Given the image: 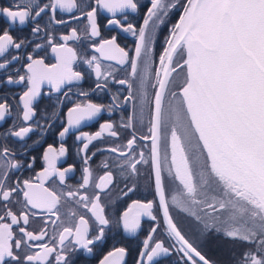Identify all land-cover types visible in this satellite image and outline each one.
I'll use <instances>...</instances> for the list:
<instances>
[{
    "label": "snow or ice",
    "instance_id": "snow-or-ice-1",
    "mask_svg": "<svg viewBox=\"0 0 264 264\" xmlns=\"http://www.w3.org/2000/svg\"><path fill=\"white\" fill-rule=\"evenodd\" d=\"M94 2L113 14L138 9L135 0ZM83 6L82 15L90 22L91 35L99 36L96 7L88 11L86 9L90 5L84 3ZM177 7L182 8V15L165 39L166 47L159 55L156 67L157 62L152 56L154 38L147 32L149 23L163 24L168 10ZM79 8L77 0H50L42 6L28 0L23 6L14 4L13 7L0 8V17L8 25L0 33V58L10 47L19 50L29 43L14 40L10 35L13 25H23L29 19L35 21L46 10L54 16L58 9L72 12ZM55 23L65 21L57 20ZM109 23L123 27L120 20ZM32 31L36 34L41 28L35 25ZM124 31L138 37L134 57L129 62L130 75L137 77L138 64L142 65L139 76L141 113L146 105L150 127L148 135L142 137H138L133 130L123 146L125 150L113 147L109 151L122 158L123 163L119 166L126 167L129 176L139 174L138 165H147L158 200L134 201L133 207L123 213V229L136 233L141 227V217L147 216L155 221L154 208L158 209L166 221L167 231L178 241L179 250L189 264H220L207 259L194 242L186 238L173 219L172 209H175L191 216L194 230L202 242L213 241L232 254L229 264H264V0H186L183 5L180 0H150L143 26L137 29L134 24L128 23ZM74 38L79 39L75 28L70 35L61 37L65 43L52 45L51 39H47L46 42L56 53V64L45 65L43 59H33L32 54H28L27 58L31 61L27 64L28 75L19 76L17 80L9 75L3 81L6 84L28 81L27 91L20 97L24 122L31 121L35 115L33 101L39 96L42 83L47 81L60 92L62 86L82 79L80 72L72 70L76 52L66 46V42ZM42 47L41 44L35 45L36 49ZM97 50L119 55L121 64L128 58V52L116 43L115 37L103 40ZM181 53L182 63L175 62L174 58ZM107 58L115 59L116 56L109 55ZM17 59L18 56H13L11 60L0 62V69H5ZM85 62L94 68L97 77L102 75L96 57ZM178 71L184 73L182 83L173 80ZM108 75L111 76V73ZM117 82L129 85L125 103L129 102L132 98L129 81ZM148 87L152 89L151 99L148 98ZM11 108L7 96L0 97V122L11 115ZM103 108V105L94 103L75 104L68 111V127L59 135L64 137L70 128L92 119ZM113 128L112 123H105L94 134L83 133L77 138H87L82 151H86L89 144L106 131L117 136ZM32 131L31 126H25L16 131L9 130L5 135L23 140ZM138 140L149 142L147 157L137 145ZM193 140L197 153L194 159L187 151V145ZM65 153L63 146L58 154L49 147L44 155L48 167L43 175L56 176L63 183L66 174L74 169V166L57 169L58 155ZM14 155L8 147L0 145V264H75L70 259L74 249H66L65 240L74 237L76 246L91 253L90 245L101 242L105 226L113 222L105 216V204L101 203V193H106L113 182L112 172L106 171L104 176L99 177L98 183L92 184V171L85 167L82 183L76 186L75 191L66 192L67 198L81 204L84 209L89 210L90 205L98 227L96 234L89 238V221L85 216H79L75 228L64 227L60 232L58 250L55 245L50 247L47 243H34L43 241L46 229L37 234L28 231L27 226L30 214H35L34 210H46L51 217L59 220L56 209L61 197L29 179L10 181L9 173L24 166L18 161H9L8 158ZM88 159L90 157H85V164ZM125 188L123 194L127 195L135 185ZM81 192L84 194L80 195ZM5 219H9L10 223H5ZM116 222L119 223L120 218ZM47 223L49 221L46 220ZM21 224L24 226L20 227ZM14 225L18 226L20 238H14ZM150 231L155 233L156 228ZM236 245L243 246L238 258L235 256ZM144 249L138 264H145V259L147 264H153L154 258L169 253L162 241H156L150 247L146 240ZM125 253L124 248L116 249L108 253L101 264H120ZM109 257L116 259L109 261Z\"/></svg>",
    "mask_w": 264,
    "mask_h": 264
},
{
    "label": "flooded vegetation",
    "instance_id": "flooded-vegetation-1",
    "mask_svg": "<svg viewBox=\"0 0 264 264\" xmlns=\"http://www.w3.org/2000/svg\"><path fill=\"white\" fill-rule=\"evenodd\" d=\"M40 6L49 3L50 0H32ZM138 4V9L133 11L126 9L124 12L115 14L109 12L101 6H97L94 0H77L80 5L79 9H74L72 12L57 10L54 16L50 11L46 10L35 21L29 19L25 24H16L12 26L10 35L17 42L24 40L28 41L21 49L16 50L9 48L5 55L0 58V62L11 60L13 56H18L19 59L13 60L5 69H0V97L7 96L8 103L12 105L11 115L6 116L5 121L0 122V145L8 147L14 156L9 157L11 162H20L23 167L19 170L13 169L9 173V180L29 179L33 184L42 185L52 191H55L61 197L60 203L57 206L59 220L51 217L46 210H34L35 214H30V222L27 226L28 231L39 232L46 229V235L43 241L34 243H47L50 247L56 246L59 250V234L64 227L75 228L79 222V216L83 215L89 221V238L96 234L98 227L97 222L89 210L82 207L81 204L74 203L73 199L66 197L67 191H75L76 186L82 183L83 169L90 168L92 171L91 183L99 182V177L105 175L106 171H111L113 182L109 185L106 193H101V203L105 204V216L112 223L105 226L104 239L97 242L92 247V252L87 253L86 250L79 248L74 244V237H68L65 240L64 247L66 249H74L71 252L70 259L75 264H99L100 261L108 255V253L119 248L126 249L125 264H138L140 253L145 251L144 242L147 240L149 246H154V242L162 241L164 247L169 249L168 254L154 258L153 264H189L187 258L183 255L180 245L176 239L167 231L166 221L163 218L162 212L154 208L156 220L153 221L150 217H141V227L136 233H130L123 229L122 216L129 207H133L134 201L147 202L150 200H158V195L155 192L154 183L149 179L151 171L147 165H138V175L129 176L125 168L119 165L123 163L122 158L109 151L113 147L120 148L122 151L127 140L133 134V130L138 137L148 135L149 115L148 108L145 105L143 113H141V89L139 85V76L141 74L142 65L138 64L137 77L133 78L130 75L129 62L134 57V48L138 43V37L130 32L124 31L128 23H132L136 28L143 26V20L147 14V8L150 7V0H135ZM28 3V0H0V8L13 7L14 4L21 6ZM84 3L90 5L86 10L90 11L91 7H96L95 21L98 27L99 36L91 35L90 22L82 15ZM186 0H180L183 5ZM182 8L169 9L168 15L164 17L163 24H153L151 21L148 26V33H151L154 38L152 45L153 59L157 62L158 57L166 47L165 39L170 35L173 25L178 23ZM78 17V19H77ZM126 17V18H125ZM63 20L65 23L57 24L55 21ZM111 20H120V25L110 24ZM35 25H39L41 31L34 34L32 29ZM8 28L4 22V18L0 17V33ZM75 28L79 39H71L66 42V46L73 48L76 52V59L72 64V70L80 72L82 79L73 81L70 85H64L60 92H57L55 87L45 81L41 84L40 94L33 101L35 115L28 122L22 120L23 110L20 97L28 88V81L19 83L6 84L3 83L10 75L14 80L19 76H27L28 54H32L33 59H43L45 65H53L57 63L56 53L52 51V47L47 43V39H51L52 45L65 43L61 37L70 35L71 30ZM147 34V33H146ZM116 38V43L128 52L127 61L121 64L119 55L109 53L107 50L100 52L97 49L103 40ZM41 44L42 48L36 49L35 45ZM38 53V55H37ZM109 55H115V59H108ZM181 54L175 58V62L182 63ZM96 57V61L101 65L102 75L97 77L94 68L89 66L85 61ZM111 73V76L108 74ZM184 73L178 71L173 75L175 83H182ZM129 81L131 85L132 98L125 103L128 98L129 85H121L117 81ZM154 82V81H153ZM100 84V87H97ZM148 98L151 99L152 89L147 88ZM86 93L87 95H82ZM67 94V95H65ZM115 97V99H114ZM94 103L103 105L102 111L90 120L82 121V123L74 128H70L69 132L61 137L59 133L65 127H68V111L75 104ZM111 109V110H109ZM105 123H112L114 128L112 131L118 133L117 136H112L108 131L102 136L89 144L86 151H82L83 144L87 143V138L81 137L83 133L94 134L100 131L101 126ZM15 125V127H13ZM130 125V127H126ZM31 126L33 131L26 138L20 140L14 136H6L5 134L11 130L16 131L19 127ZM140 149H143L145 156H148L149 142L141 140L137 141ZM195 140L187 145V151L192 159L195 158L194 151ZM63 146L66 153L59 156L56 160V167L59 170H64L69 166H74L71 173L66 174V179L61 183L56 176L43 175L44 169L48 167L44 160V155L48 153L49 147L56 150ZM95 153V155H93ZM49 155H51L49 153ZM85 157H90L87 164L84 163ZM27 165H31L28 167ZM135 188L132 192L124 195L125 186ZM84 193L81 192L80 195ZM91 196V188L88 190ZM13 211H16L13 208ZM135 211V208H133ZM207 211H211L208 209ZM173 219L178 223L182 233L194 242V246L202 252L207 259L219 261L220 264H229L232 260V254L226 249H221L213 241L202 242L194 230V221L187 213L179 212L172 209ZM74 213L75 215H72ZM117 218L120 222L117 223ZM49 223L45 224V221ZM52 221H55L54 223ZM5 223H10L9 219H5ZM23 227L24 225H19ZM156 228L155 233L150 230ZM14 238H20L18 226L14 225L12 229ZM149 236L152 239H148ZM243 246H235V256L238 258ZM195 258V257H194ZM145 264L147 261L145 259Z\"/></svg>",
    "mask_w": 264,
    "mask_h": 264
},
{
    "label": "water",
    "instance_id": "water-1",
    "mask_svg": "<svg viewBox=\"0 0 264 264\" xmlns=\"http://www.w3.org/2000/svg\"><path fill=\"white\" fill-rule=\"evenodd\" d=\"M113 252H115V251H113ZM104 258L100 261L99 264H101V262L104 261ZM113 259H116V257H109V261H112ZM125 259H126V256L124 255L123 259L120 261V264H125Z\"/></svg>",
    "mask_w": 264,
    "mask_h": 264
}]
</instances>
